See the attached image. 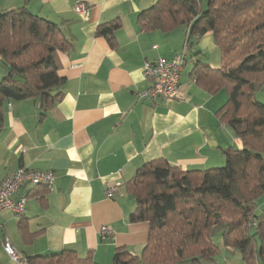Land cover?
<instances>
[{
    "label": "crops",
    "instance_id": "crops-1",
    "mask_svg": "<svg viewBox=\"0 0 264 264\" xmlns=\"http://www.w3.org/2000/svg\"><path fill=\"white\" fill-rule=\"evenodd\" d=\"M25 1L0 0V10ZM154 1L30 0L34 14L63 24L73 48L59 55V74L66 81L53 93H61L60 100L44 109L39 99L5 103L0 180L20 167L57 174L52 189H19L18 194L27 195L22 214L0 212V237L8 236L21 256L72 248L81 256L91 254L97 264H112L119 246L140 253L150 223L129 221L136 204L125 187L136 169L160 157L183 169L221 166L226 160L223 149L241 147L234 129L216 114L228 98L227 91L212 94L191 75L190 57L195 52H201L211 67L221 66L222 54L213 34L206 33L188 48L185 28L142 30L138 13ZM79 3L89 8L87 16L75 11ZM117 18L123 25L115 32V44L96 34L99 24ZM180 51L188 52V60L179 96L141 98L149 85L145 62ZM257 98L264 102V88ZM109 188H114L112 196ZM9 213L15 215L19 238L8 233ZM21 221L31 232L38 231L33 242L23 241ZM103 226L111 232L102 235ZM0 248L4 250L1 242ZM239 253L223 246L212 264H245Z\"/></svg>",
    "mask_w": 264,
    "mask_h": 264
},
{
    "label": "trees",
    "instance_id": "trees-1",
    "mask_svg": "<svg viewBox=\"0 0 264 264\" xmlns=\"http://www.w3.org/2000/svg\"><path fill=\"white\" fill-rule=\"evenodd\" d=\"M29 4L0 10V131L7 101L39 99L44 109L62 98L53 92L66 81L59 55L73 43L62 23ZM137 22L144 31L185 28L188 48L213 34L221 66L195 52L191 75L212 94L227 91L216 114L242 145L223 149L225 163L216 167L183 169L163 157L140 165L125 182L136 204L129 221H148L149 237L137 254L117 247L112 264H212L223 246L238 250L245 264H264V102L257 98L264 88V0H156ZM122 25L119 18L101 23L96 34L115 44ZM19 230L25 243L38 233L22 221ZM22 257L24 264H97L72 248Z\"/></svg>",
    "mask_w": 264,
    "mask_h": 264
},
{
    "label": "built area",
    "instance_id": "built-area-1",
    "mask_svg": "<svg viewBox=\"0 0 264 264\" xmlns=\"http://www.w3.org/2000/svg\"><path fill=\"white\" fill-rule=\"evenodd\" d=\"M75 11L83 16L89 14V8L79 3L75 5ZM184 51L175 53L170 57H159L155 60H147L144 64V75L148 80L147 89L140 93V97L146 100L163 98L171 100L179 96L181 87V74L186 66ZM57 174L52 170H38L20 167L8 172L0 180V212L9 210L15 214H22L27 206V195H20L18 191L22 187L43 186L52 189L56 183ZM114 193V188H109V196ZM111 230L103 226L102 235L109 234ZM0 242L7 255L13 261L24 264L25 260L17 251L8 236L0 237Z\"/></svg>",
    "mask_w": 264,
    "mask_h": 264
},
{
    "label": "rangeland",
    "instance_id": "rangeland-1",
    "mask_svg": "<svg viewBox=\"0 0 264 264\" xmlns=\"http://www.w3.org/2000/svg\"><path fill=\"white\" fill-rule=\"evenodd\" d=\"M15 215L13 214H8V218H9V221H8V225H7V229H8V233L15 239V238H19L20 235L18 233V228L16 226V219L14 217ZM240 256H241V253H239ZM0 263L1 264H19L15 261L12 260V258L7 255L5 253L4 250H2L0 248Z\"/></svg>",
    "mask_w": 264,
    "mask_h": 264
}]
</instances>
